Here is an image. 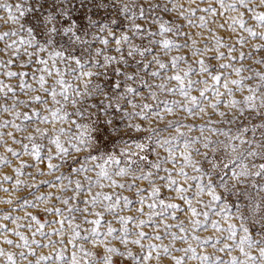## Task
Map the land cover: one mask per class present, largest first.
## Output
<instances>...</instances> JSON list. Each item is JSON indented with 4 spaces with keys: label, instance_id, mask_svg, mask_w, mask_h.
<instances>
[{
    "label": "snow or ice",
    "instance_id": "1",
    "mask_svg": "<svg viewBox=\"0 0 264 264\" xmlns=\"http://www.w3.org/2000/svg\"><path fill=\"white\" fill-rule=\"evenodd\" d=\"M0 264H264V0H0Z\"/></svg>",
    "mask_w": 264,
    "mask_h": 264
}]
</instances>
